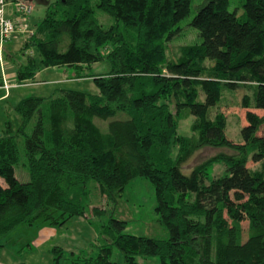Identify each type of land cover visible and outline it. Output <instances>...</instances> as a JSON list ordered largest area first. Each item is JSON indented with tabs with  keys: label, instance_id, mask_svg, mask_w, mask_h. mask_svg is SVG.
Returning a JSON list of instances; mask_svg holds the SVG:
<instances>
[{
	"label": "trees",
	"instance_id": "16d2710c",
	"mask_svg": "<svg viewBox=\"0 0 264 264\" xmlns=\"http://www.w3.org/2000/svg\"><path fill=\"white\" fill-rule=\"evenodd\" d=\"M192 2L55 0L41 21L28 19L29 34L5 41L22 37L16 51L5 43L2 50L16 83L58 67L70 79L92 80L97 93L59 88L13 107L18 119L0 132V249L19 225L57 226L73 217L89 222L90 185L100 196L91 216L100 217L133 178L144 177L154 189L155 223L167 237L124 233L127 221L109 215L96 256L65 264H140L137 257L151 256L159 264H264V135L258 134L264 114L254 111L264 110V0H238L239 16L228 10L230 0H202L189 21L198 43L168 59L167 44ZM96 10L112 24L103 27ZM101 61L109 71L86 72ZM239 86L252 94L241 98L245 124L241 141L233 142L225 114L211 115L210 108L219 106L223 90ZM189 116L190 134L182 133L180 122ZM204 147L222 150L185 168ZM215 163L224 170L209 179ZM18 164L26 181L15 176ZM113 246L123 262L110 260ZM51 253V264H63L61 247Z\"/></svg>",
	"mask_w": 264,
	"mask_h": 264
},
{
	"label": "rangeland",
	"instance_id": "374dc122",
	"mask_svg": "<svg viewBox=\"0 0 264 264\" xmlns=\"http://www.w3.org/2000/svg\"><path fill=\"white\" fill-rule=\"evenodd\" d=\"M22 3H28L31 7L28 10V17H31L35 21L41 20L45 16L46 7L52 4L55 0H20ZM202 0H193L192 6L190 7V13L183 19L179 26L181 30L179 34L167 44L166 56L168 59L176 60L180 56V47L184 45H192L198 43L197 30L189 25V21L196 12V5ZM15 7L14 1L6 0L2 7L1 13L3 15V20L9 19L14 22L18 15L13 13ZM34 9V10H33ZM229 11H236L239 16L242 13V8L239 6L238 0H230ZM95 16L98 21L103 25V27H108L112 24V18L102 10H96ZM14 34H20L15 32ZM21 36V35H20ZM22 38L17 37L16 40L20 41ZM6 47H10V43H5ZM19 44L17 45V47ZM4 47V46H3ZM2 69L1 73L6 79L9 75L7 74V67L4 57L2 55ZM209 65V63H207ZM51 69V68H48ZM55 69V68H54ZM110 64L107 61H101L93 63L88 69L87 73L100 74L109 71ZM61 69H59L60 71ZM65 70V68H64ZM70 70V68L68 69ZM71 71V70H70ZM68 72V71H67ZM46 76L50 80L64 78L61 72L56 70L41 73L40 78ZM4 87L6 92L11 87L7 82ZM59 88H71L83 90L88 93H97V89L90 79H81L73 81H63L56 83L53 81L49 84H28L23 86H16L11 89L10 97L7 99L8 104H11L16 99H21L27 96H42L49 97ZM244 94H252V90L244 86H239L236 89L223 90V96L218 107H211L212 114L216 110L222 111L227 119L226 134L227 137L233 142H240V127L245 124L244 113L245 109L240 106L241 98ZM201 98V97H200ZM6 102H2L0 106V132L3 133L6 130L7 121L14 122V119H18V116L14 113L13 108H8ZM12 110V111H11ZM258 115H263L264 110H254ZM193 119L189 116L186 119L181 120L179 131L182 133L190 134L189 125L190 121ZM259 135H264V125L261 127ZM22 146V143L20 142ZM222 149H215L210 147H204L203 149L197 151L189 161V165L185 168L193 166L215 155L218 151ZM226 150V149H223ZM227 151V150H226ZM175 154L174 149L171 151V155ZM251 168L257 165L248 162ZM184 170V169H183ZM224 167L221 163L213 164L208 170V178H212L215 175L221 174ZM188 172V170H184ZM14 173L18 180L26 181L28 179V174L26 169L18 164L14 166ZM92 183V182H91ZM90 194L88 197V203L86 206V213L89 215L88 219L83 217H73L66 221L62 225L50 226L47 223L37 222L32 225H19L10 233H8L1 242L3 243L2 249H0V258H9L15 262H19L25 259L27 264H51L52 253L51 248L54 246H59L63 250L64 260L68 262L72 258H87L96 256V246H98L102 240L99 235L100 226L105 224L108 220L109 215L119 216L127 221V226L124 233L134 234V235H144L155 238H166L167 232L155 223L157 214L154 210L156 200L154 195V189L150 181L144 177L133 178L128 185L125 187L121 198L117 203L105 204L102 200L101 204L106 205L108 212L100 217L91 216L90 208L92 204L99 203L98 193L92 190V185H90ZM110 212V213H109ZM91 222V223H90ZM246 223H243L244 228H246ZM51 229H54L51 230ZM28 245L31 247L28 249ZM19 250L20 254L16 251ZM110 260L115 262H123L124 257L121 251L113 246L110 255ZM137 262L140 264H159L157 257H137Z\"/></svg>",
	"mask_w": 264,
	"mask_h": 264
},
{
	"label": "crops",
	"instance_id": "0c3cea01",
	"mask_svg": "<svg viewBox=\"0 0 264 264\" xmlns=\"http://www.w3.org/2000/svg\"><path fill=\"white\" fill-rule=\"evenodd\" d=\"M39 21H41V20H39ZM39 21H35L31 17V22L33 24H36ZM17 37H21V36H14L12 39H10L7 43H10L11 46L10 47H6L5 46V50H8V51H16L19 48V46L17 47V45L21 42V40L20 41H17L16 40ZM5 62H6V67H7L8 71L11 72V70H10L11 64L8 61H5ZM56 69H57V72H59V73L61 72V74L63 75L64 78L54 79V80H50L49 78H46V76H43L42 78H40L41 73H45V72L52 71V70H56ZM59 69H61V70L59 71ZM1 75L3 77V80L6 83L8 82L11 85V87L8 89L7 92L4 91V90H2V88H0V106H1V103L5 101L6 104H7V106H9L8 107L9 110H10V108H13L16 105V103L20 100V99L14 100V102L12 103V105L11 104H8V102H7V99L11 95V93H10L11 91L10 90L11 89H14V87H16V86H23V85H28V84H32V85H34V84L42 85V84L52 83L53 81H56V83H60V82H63V81H73V79H70L69 78L70 77L69 76V73H67L63 68H58V67L55 68V69L54 68H51V69H48V68L41 69L38 72H36L35 77H34V79L32 81L26 82L24 84H18V83H16L14 81V79L12 78L11 74L9 75V79H10L9 81H8V79H6L4 77L5 74L4 75L1 74ZM51 230L54 231V229H51ZM27 248L30 249L31 247L28 245ZM16 252L18 254H20L19 250H17ZM50 252H51V250H50ZM0 264H27V262L25 261V259L22 260V261H19V262H15V261H13V260H11L9 258L1 257L0 258Z\"/></svg>",
	"mask_w": 264,
	"mask_h": 264
},
{
	"label": "built area",
	"instance_id": "2783aa9c",
	"mask_svg": "<svg viewBox=\"0 0 264 264\" xmlns=\"http://www.w3.org/2000/svg\"><path fill=\"white\" fill-rule=\"evenodd\" d=\"M6 0H0V66L2 65V50L5 41L14 35L15 32L20 34L30 33L31 29L28 23V10L31 9L30 5L26 2L22 3L20 0H9L15 2V7L13 13L18 15V18L11 22L9 19L3 20V15L1 13L2 7ZM6 84H4V87Z\"/></svg>",
	"mask_w": 264,
	"mask_h": 264
}]
</instances>
